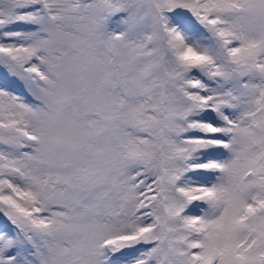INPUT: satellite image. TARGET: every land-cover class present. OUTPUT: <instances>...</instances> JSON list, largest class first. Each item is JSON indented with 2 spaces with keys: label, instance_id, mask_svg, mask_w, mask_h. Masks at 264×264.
Wrapping results in <instances>:
<instances>
[{
  "label": "snow or ice",
  "instance_id": "1",
  "mask_svg": "<svg viewBox=\"0 0 264 264\" xmlns=\"http://www.w3.org/2000/svg\"><path fill=\"white\" fill-rule=\"evenodd\" d=\"M0 264H264V0H0Z\"/></svg>",
  "mask_w": 264,
  "mask_h": 264
}]
</instances>
